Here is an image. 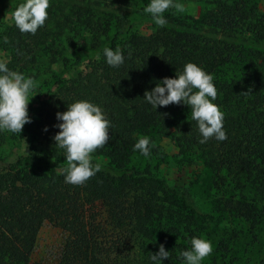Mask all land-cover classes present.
<instances>
[{"label": "trees", "instance_id": "obj_1", "mask_svg": "<svg viewBox=\"0 0 264 264\" xmlns=\"http://www.w3.org/2000/svg\"><path fill=\"white\" fill-rule=\"evenodd\" d=\"M174 2L202 5L205 27L189 24L171 8L163 13L167 23L158 27L143 11L150 0H79L59 10L49 0L48 19L35 35L21 33L0 10V52L9 70L35 80L59 62L64 72L87 66L80 76H59L42 91L45 96L30 100L35 118L20 135L0 131V142L8 133L11 150L24 135L31 143L13 163L0 158V264H30L43 222L66 234L57 264H153L150 255L161 244L169 251L161 264H185L180 253L199 238L197 223L218 222L221 216L199 210L186 190L134 164V144L152 131L168 138L177 152L200 158L221 191L217 213H227L251 233L264 222V12L257 0ZM146 18L152 27L136 29ZM241 35L263 49L231 41ZM106 47L122 51L121 66L106 63ZM187 63L213 76L212 102L224 114V141L213 137L201 144L190 107L154 109L143 99L145 91L175 78ZM81 100L101 107L111 126L109 142L92 154L93 165L100 163L102 170L77 186L64 180L65 151L53 137L61 123L56 113ZM220 247L228 252L224 242Z\"/></svg>", "mask_w": 264, "mask_h": 264}, {"label": "clouds", "instance_id": "obj_2", "mask_svg": "<svg viewBox=\"0 0 264 264\" xmlns=\"http://www.w3.org/2000/svg\"><path fill=\"white\" fill-rule=\"evenodd\" d=\"M49 7V0H25L10 13L9 19L21 33L35 35L48 19ZM170 8L177 12L184 11V6L174 0H150L143 11L152 16L158 27H163L167 23L163 13ZM103 53L106 63L111 67H119L124 63L119 48L114 51L106 47ZM96 59H100L99 54ZM8 62L0 60V131L20 135L24 125L31 123L28 105L36 95L37 84L33 78L9 70ZM216 98L213 76L194 63L185 64L183 71L176 74L175 78H163L151 91H145L143 96L154 109L181 103L190 107L191 118L197 122L202 136L199 141L201 144L213 137L218 141L227 139L223 130L224 114L212 102ZM56 119L61 123L54 126L59 131L53 139L55 146L65 151L66 166L61 169L64 180L71 185H83L102 170L100 163L93 165L92 154L109 142L110 121L101 107L84 100L72 103L63 113L57 112ZM44 130L47 131V128ZM149 144L148 137L139 138L133 150L148 156ZM190 243L191 249L180 253L185 264H200L213 251L211 242L205 239L193 237ZM168 257L169 251L161 244L155 254L151 253L150 260L153 264H161Z\"/></svg>", "mask_w": 264, "mask_h": 264}, {"label": "rangeland", "instance_id": "obj_3", "mask_svg": "<svg viewBox=\"0 0 264 264\" xmlns=\"http://www.w3.org/2000/svg\"><path fill=\"white\" fill-rule=\"evenodd\" d=\"M20 1L25 2V0H12V2L0 0V10L2 14L3 11L5 12L4 20L6 22L11 21L9 16L13 11L12 8ZM78 2L79 0H53L52 7L55 10H59L61 7L66 9V7ZM182 5L184 11L178 12V15L184 17L189 24L204 28L203 20L207 22V19H205L202 11V5L196 3ZM256 5L260 12H264V0H257ZM133 9L135 10V8ZM133 9L131 8V11ZM152 24V20L146 18L138 24L136 29L144 32L152 27ZM215 38L224 39L218 35ZM231 41L242 46L263 49L260 45L252 44L245 35L235 36ZM74 56L73 50L69 48L66 51V57H70L72 62ZM5 58V54L0 52V60H5ZM86 67V64L82 63L70 72H64L60 62L52 65V67H45L34 80L37 84L34 92L35 96L38 94L45 96L42 91L49 88L50 84L59 76L65 79L80 76L85 72ZM35 109L36 106L30 101L28 114L31 121L35 118ZM5 135L6 139L0 142V158H5L9 163H13L17 158L26 155L30 151L31 143L27 136L21 137L19 146L11 150L7 139L9 135L8 133H5ZM145 136L150 141V155L144 156L138 150L135 151L134 164L139 169L148 168L152 174L186 190L189 199L199 210L221 216L218 222L197 223L199 238L210 241L213 249L211 255L202 260L200 264H207L211 261H223L226 264H230L229 262L231 264H264V222L251 233L245 224L232 219L227 213H217L215 204L221 191L212 185L211 174L203 167L200 158L193 152H177L173 143L156 131H152ZM228 195L229 192L225 193L224 196ZM65 239L66 234L64 232L48 222H43L34 241L30 264H57ZM221 242L226 244L227 253L221 249Z\"/></svg>", "mask_w": 264, "mask_h": 264}]
</instances>
